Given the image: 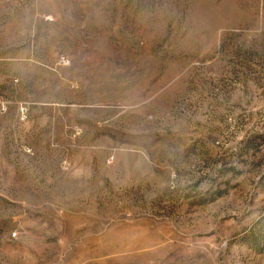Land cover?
<instances>
[{"label": "rangeland", "instance_id": "obj_1", "mask_svg": "<svg viewBox=\"0 0 264 264\" xmlns=\"http://www.w3.org/2000/svg\"><path fill=\"white\" fill-rule=\"evenodd\" d=\"M0 264H264V0H0Z\"/></svg>", "mask_w": 264, "mask_h": 264}]
</instances>
